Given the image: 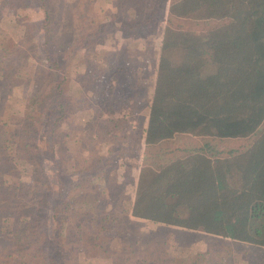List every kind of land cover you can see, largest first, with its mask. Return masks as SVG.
I'll return each instance as SVG.
<instances>
[{
    "label": "trees",
    "instance_id": "trees-1",
    "mask_svg": "<svg viewBox=\"0 0 264 264\" xmlns=\"http://www.w3.org/2000/svg\"><path fill=\"white\" fill-rule=\"evenodd\" d=\"M99 1L0 0L41 13L43 31L41 59L29 26L21 45L0 40V87L37 85L20 115L0 116V264H264V0H153L113 26L95 16ZM162 24L158 50L141 52L150 62L125 43L105 49L116 30L138 38ZM123 108L145 111L146 126L127 129ZM76 111L90 113L80 151L104 137L96 157L70 153ZM176 137L198 141L170 157L151 151ZM118 176L135 192L115 211ZM198 233L213 237L205 249ZM126 235H145V248Z\"/></svg>",
    "mask_w": 264,
    "mask_h": 264
},
{
    "label": "rangeland",
    "instance_id": "rangeland-1",
    "mask_svg": "<svg viewBox=\"0 0 264 264\" xmlns=\"http://www.w3.org/2000/svg\"><path fill=\"white\" fill-rule=\"evenodd\" d=\"M153 0H124L121 6H119V0H101L99 1V4L95 8V16L99 20H107L111 26L115 24V21L111 19L112 16H116L121 22H127L131 23L134 20H137L138 17L141 16L143 9L145 6H147L150 2ZM66 5L68 8H71L74 4V0H65ZM42 25V16L39 12L34 13H15L9 10V8L6 5H0V40L3 41H13L17 45H21L22 43V32L24 27L29 26L30 31L32 33V38L35 41V43L38 44L39 47H36L35 55L38 59L43 58V50H42V43H43V31L41 29ZM162 25L159 26V29L157 28V31L154 33H151L145 37H138V38H132L130 33H122L119 30H116L114 33L113 40H108L107 45H105V49L107 51H114L116 52L117 49H120L121 46L127 44V46H131L134 48L137 55V59L139 61L143 62H150V52H146L145 54H141L142 51L148 49L149 51L158 50L159 44H160V37H161V29L163 28ZM145 27H143L144 29ZM137 47V48H135ZM137 50V51H136ZM79 58V56L77 57ZM135 64V63H134ZM144 76V75H142ZM2 75L0 73V79ZM71 79V78H70ZM80 81V77L78 75L72 76L71 82H73V86L78 84ZM133 85H135L133 83ZM75 87V86H74ZM73 87V88H74ZM135 90V87L132 86ZM0 116L1 118H6L8 115L18 114L20 115L29 98L34 96L37 93V85H35L32 81H23L19 84H12V85H4L0 87ZM114 99V97L112 98ZM111 99V100H112ZM114 104V101H112ZM99 103H93L92 108L97 106ZM74 112V110H73ZM145 111H138L131 112L128 108L120 109L117 112V116L121 117L125 120V123L127 124V129L130 130H136L137 128H140L141 126L144 128L146 126V118L143 119L145 116ZM90 113L89 111L86 112H78L72 113V116L69 117L68 120V126L66 127V138H67V144L70 148V153L77 152L81 156H90L92 151H96L97 148H99L100 151V142L102 141L98 137L101 136L102 139H104L103 135H98V137H94L95 141L91 142V144H87V149L85 151H80L82 147H80L81 144V136L83 134V125L84 122L89 120ZM108 115H104V118ZM97 120L96 118L94 119ZM197 139L193 138H184V137H176L173 140L166 141L161 144L158 148H152V152H158L161 150L162 153H164L167 157L172 156L173 152L175 150H182V149H191L196 146ZM125 143V142H124ZM144 145V144H143ZM228 147H236L237 143H228L226 144ZM144 152V146L141 145V154L139 155V165L140 162L142 163V156ZM129 154V153H128ZM43 157H47V154L43 155ZM42 162L44 165V168L46 172H51L53 170V166L50 165V163H46L44 159L42 158ZM141 167V166H140ZM135 171L133 170V173ZM118 178L121 179V176H118ZM117 178V179H118ZM119 180V179H118ZM133 182H131L132 184ZM96 184L99 188H103L105 182L101 180H97ZM31 185V179L28 174H25L20 177L18 180V186H19V194L18 196L24 200H27L28 197V191ZM133 188V187H132ZM129 190H131V187H129ZM122 190H119L120 195L122 194ZM128 192V191H126ZM117 197V196H116ZM114 198V197H112ZM122 197L120 204L118 202L114 201L113 204L115 205V211L117 207H121ZM126 202L123 201L122 203ZM110 208V207H109ZM71 212L72 214L76 215L78 214L79 210L78 207L75 205H71ZM11 220H6L2 224V233L3 234H10V222ZM143 234L147 235L149 233L148 228L143 227L142 229ZM144 235V236H145ZM142 235H126L125 240H127V243L131 246V248L137 252L142 251L141 249L145 248V245L147 243V238H145ZM212 236L210 235H204V234H197V236H194V241L197 242L202 246V248L205 249V247H208L212 243ZM196 243V244H197ZM239 256L242 255V251H238ZM252 255H250L251 257ZM249 257V258H250ZM80 264V263H78ZM94 264H108L107 262H101L96 261ZM109 264H119L118 260L116 258L111 259Z\"/></svg>",
    "mask_w": 264,
    "mask_h": 264
},
{
    "label": "crops",
    "instance_id": "crops-1",
    "mask_svg": "<svg viewBox=\"0 0 264 264\" xmlns=\"http://www.w3.org/2000/svg\"><path fill=\"white\" fill-rule=\"evenodd\" d=\"M193 139H196V138H194L193 137ZM99 149L97 148L96 149V151H92L91 152V157H96V156H98L99 155ZM119 180H118V183L119 184H123V185H121V188H120V190H122L121 192H122V194L119 196V195H117V197L116 196H114V198H113V202L115 201H117V202H119L120 203V201H121V197H122V195H127V193L129 192V185H125V184H129L125 179H123L122 177H121V179L120 178H118ZM135 181H136V179H135ZM126 191H128V192H126ZM134 192H135V186H133V188H132V190H131V196H132V198H131V204H132V202H133V198H134ZM115 197H116V199H115Z\"/></svg>",
    "mask_w": 264,
    "mask_h": 264
}]
</instances>
